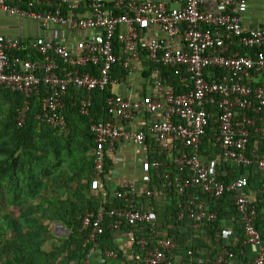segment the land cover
<instances>
[{
    "label": "built area",
    "instance_id": "obj_1",
    "mask_svg": "<svg viewBox=\"0 0 264 264\" xmlns=\"http://www.w3.org/2000/svg\"><path fill=\"white\" fill-rule=\"evenodd\" d=\"M81 4L0 0V16L82 33L76 46L0 34V89L24 97L19 128L34 96H42L35 119L58 135L69 130V108L90 120L89 186L100 203L68 238L92 246L86 260L117 259L98 238L125 231L133 264H176L181 245L158 234L157 203L167 202L173 224L197 237L217 229L227 201L242 231L236 247L219 243L205 258L190 246L183 264H264L251 197V181L264 175V23L244 26L246 0H87L86 16L77 13ZM122 143L145 159L146 175L108 191L109 157Z\"/></svg>",
    "mask_w": 264,
    "mask_h": 264
},
{
    "label": "rangeland",
    "instance_id": "obj_2",
    "mask_svg": "<svg viewBox=\"0 0 264 264\" xmlns=\"http://www.w3.org/2000/svg\"><path fill=\"white\" fill-rule=\"evenodd\" d=\"M14 104L0 91V264H82L68 257L65 232L100 202L89 188L93 151L83 122L71 113L68 132L58 135L32 119L22 144ZM251 182L264 225V175Z\"/></svg>",
    "mask_w": 264,
    "mask_h": 264
},
{
    "label": "crops",
    "instance_id": "obj_3",
    "mask_svg": "<svg viewBox=\"0 0 264 264\" xmlns=\"http://www.w3.org/2000/svg\"><path fill=\"white\" fill-rule=\"evenodd\" d=\"M10 1L15 3L16 0ZM70 1H79L80 4L82 3L77 13L82 16L88 15V10L84 6L85 1L87 0ZM135 1L143 2L145 0ZM246 3L247 6L242 13L244 26L252 28L264 23V0H246ZM0 34L13 38H20L24 41L37 40L39 38H47L49 40L58 39L71 46H76L77 43L82 40L81 32H72L68 28L59 26H49L48 28H43L40 23L33 19L21 18L8 14H2L0 16ZM109 160L110 172L108 178L106 179L105 185L103 186L105 189H108V191H113L127 181H131L133 179L141 182L146 175L145 159L137 152L134 147L126 143H122L120 145L119 151L116 154L111 155ZM251 197L255 204H257L260 211L263 205L259 199V191L256 189L254 190L252 185ZM169 207L170 205L164 201L157 203L155 206L158 222L157 232L161 236L174 235L176 241L180 243L181 252L178 253L179 256L177 255L176 264H183V251L190 246H196L201 256L205 258H212L215 253L214 247L219 243L229 244L234 247H236L238 244L242 231L240 230V224L235 220V215L232 211V205L227 201L223 202L220 206V221L218 223L217 229L207 231L206 233H203L197 237H194L191 234L188 226L182 224H173V222L169 219ZM261 221L262 220L260 216L259 223L264 227ZM127 235L128 234L125 231L106 233V237L104 238L105 240L100 242V246L102 248H111L117 250L119 253L117 259H108L106 257H102L101 255L94 254L88 260H86V257L83 258L82 264H133L134 254L132 253L129 246ZM248 254H250V252H248ZM243 260L239 258L238 263L247 264Z\"/></svg>",
    "mask_w": 264,
    "mask_h": 264
},
{
    "label": "trees",
    "instance_id": "obj_4",
    "mask_svg": "<svg viewBox=\"0 0 264 264\" xmlns=\"http://www.w3.org/2000/svg\"><path fill=\"white\" fill-rule=\"evenodd\" d=\"M1 92H3L4 94H8L9 96H11L13 98V100L15 101V104H14V119H11L12 120V125H13V128L15 129L16 131V136L19 138L20 142L22 144H24L25 142H27V138H28V125L30 123V120H34L36 121L35 119V116L41 114L42 112V96H34L32 99H31V108H30V112H29V118H28V121L26 123V125L22 128H19L17 126V115H18V109L22 106L23 104V101H24V97L21 95V94H17V93H12V92H9V91H4L2 89H0ZM101 102H102V98L101 96L98 95L97 99H96V106H95V112L98 113L100 112V105H101ZM71 113H76V110L75 109H72V108H69L67 109V117L70 121V115ZM78 116V115H77ZM78 118L81 119V121L83 122V125H84V130H85V133L92 145V149L94 148V145H93V136L92 134L90 133V129H89V126H90V120L87 119V118H81L78 116ZM70 123V122H69ZM70 126V125H69ZM51 130V129H50ZM19 132V134H18ZM52 133H54L52 130H51ZM55 134V133H54ZM90 187V186H89ZM100 203V202H99ZM99 203H96L94 206L90 207L91 209L90 210H97L98 209V206H99ZM72 214V212H70ZM78 223H79V219L76 218V220H74V223L72 224L71 227L73 228H76V226H78ZM10 224L12 226H17V223L14 222V221H10ZM258 229L261 230L260 227L261 224L258 222ZM106 233H110V231L108 229H105L104 233L98 238V241L99 243L102 242V240H105L104 238L106 237ZM263 234V232H262ZM263 238H264V234H263ZM69 248L70 250V253L68 254V257L71 258V259H83L86 257V254L91 250L92 246H88V248L84 249L82 247V237L81 235L79 236L78 234H76V236H72L70 237L68 240H67V244H66V248ZM112 247V245H111Z\"/></svg>",
    "mask_w": 264,
    "mask_h": 264
},
{
    "label": "bare ground",
    "instance_id": "obj_5",
    "mask_svg": "<svg viewBox=\"0 0 264 264\" xmlns=\"http://www.w3.org/2000/svg\"><path fill=\"white\" fill-rule=\"evenodd\" d=\"M63 227V226H62Z\"/></svg>",
    "mask_w": 264,
    "mask_h": 264
}]
</instances>
